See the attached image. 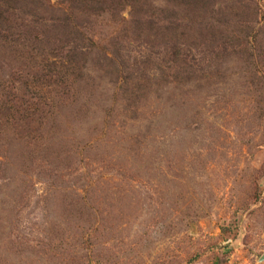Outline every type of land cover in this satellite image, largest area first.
Wrapping results in <instances>:
<instances>
[{"label":"rangeland","instance_id":"rangeland-1","mask_svg":"<svg viewBox=\"0 0 264 264\" xmlns=\"http://www.w3.org/2000/svg\"><path fill=\"white\" fill-rule=\"evenodd\" d=\"M0 264H264V0H0Z\"/></svg>","mask_w":264,"mask_h":264},{"label":"trees","instance_id":"trees-1","mask_svg":"<svg viewBox=\"0 0 264 264\" xmlns=\"http://www.w3.org/2000/svg\"><path fill=\"white\" fill-rule=\"evenodd\" d=\"M63 52V51H62ZM57 58H59V57H57ZM74 58V52L73 51H71V53H70V55L69 56H64L63 57V62L65 63L66 62V64L67 63H71V60ZM67 68H68V66H67Z\"/></svg>","mask_w":264,"mask_h":264}]
</instances>
